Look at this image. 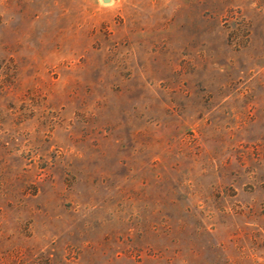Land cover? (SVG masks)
<instances>
[{
    "label": "rangeland",
    "instance_id": "obj_1",
    "mask_svg": "<svg viewBox=\"0 0 264 264\" xmlns=\"http://www.w3.org/2000/svg\"><path fill=\"white\" fill-rule=\"evenodd\" d=\"M0 264H264V0H0Z\"/></svg>",
    "mask_w": 264,
    "mask_h": 264
},
{
    "label": "water",
    "instance_id": "obj_2",
    "mask_svg": "<svg viewBox=\"0 0 264 264\" xmlns=\"http://www.w3.org/2000/svg\"><path fill=\"white\" fill-rule=\"evenodd\" d=\"M108 1H109V0H103V2H105V3L108 2Z\"/></svg>",
    "mask_w": 264,
    "mask_h": 264
}]
</instances>
